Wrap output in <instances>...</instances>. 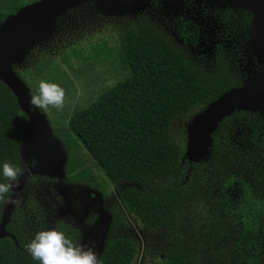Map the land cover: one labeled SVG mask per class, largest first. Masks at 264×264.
Masks as SVG:
<instances>
[{
    "label": "rangeland",
    "instance_id": "374dc122",
    "mask_svg": "<svg viewBox=\"0 0 264 264\" xmlns=\"http://www.w3.org/2000/svg\"><path fill=\"white\" fill-rule=\"evenodd\" d=\"M39 1L22 5L25 0H0V9L10 11L20 4V10ZM81 3L55 18L47 35L20 45L12 64L13 72L31 94H36L41 79L35 70L44 61L53 60L61 66L58 85L64 90V102L59 108L37 109L51 130L50 168L57 174L30 173L11 210L26 213L27 236L32 239L37 231L68 224L78 233L77 245L92 248L97 258L112 238L127 237L138 248L134 264H154L163 258L175 234L144 229L128 215L120 195L131 188L147 193L166 186L180 188L198 175L202 182L199 196L186 207L180 233L199 261L264 264V111L237 107L219 116L208 130L206 147L202 151L193 149V136L209 108L235 90L252 85L264 72V61L259 59L253 39V19L251 26H245L244 15L253 12L232 2L223 6L207 0H177L170 5L167 0H143L133 10L105 14L95 0ZM137 22L154 27L208 74L215 73L218 64L224 65L237 85L203 108L174 119L170 136L183 147V158L173 177L158 178L145 185L113 186L91 156L81 151L85 164L79 170L89 168L93 176L73 183L67 173L69 149L56 128L67 127L77 109L87 108L108 87L125 78L116 70L113 51L120 32ZM70 47L81 51L79 58H71V68L61 60V54ZM197 135L202 142L205 140L200 126ZM19 144L21 166L24 172L32 171L39 161L23 131ZM214 215L224 231L219 243L207 236Z\"/></svg>",
    "mask_w": 264,
    "mask_h": 264
},
{
    "label": "trees",
    "instance_id": "16d2710c",
    "mask_svg": "<svg viewBox=\"0 0 264 264\" xmlns=\"http://www.w3.org/2000/svg\"><path fill=\"white\" fill-rule=\"evenodd\" d=\"M20 6L10 11L0 9V28ZM244 19L245 26H251L253 15L247 13ZM109 51L112 54V49ZM113 53L116 70L124 73L125 78L108 87L87 108L77 109L67 127L56 128L71 156L67 168L69 180L84 182L93 176L89 168L79 170L85 164L81 151L91 156L113 186L145 185L158 178L173 177L181 166L183 147L171 139L172 122L233 89L237 85L235 79L221 64L213 74L198 68L145 22L122 30ZM80 56L79 49L70 47L61 54V60L71 68V58ZM35 73L41 80L56 84L62 76L61 66L53 60L44 61ZM27 124L28 116L18 99L0 80V163L9 162L20 168L17 180L24 172L19 135ZM0 182L7 181L0 177ZM201 186V177L197 175L180 188L166 186L149 193L131 188L121 193V203L136 223L147 231L175 234L163 258L154 264H202L180 233L182 215L198 198ZM10 195L11 189L0 197V223ZM26 220L23 210L11 214L6 226L11 237L0 238V264H39L25 247L31 240L26 234ZM58 229L77 244L74 227L60 224ZM223 234L218 216L214 215L207 231L208 240L219 243ZM137 256L138 248L130 238L116 237L107 242L98 264H134Z\"/></svg>",
    "mask_w": 264,
    "mask_h": 264
},
{
    "label": "water",
    "instance_id": "95a60500",
    "mask_svg": "<svg viewBox=\"0 0 264 264\" xmlns=\"http://www.w3.org/2000/svg\"><path fill=\"white\" fill-rule=\"evenodd\" d=\"M85 3L89 0H41L18 10L9 16L0 28V80H2L14 93L21 108L28 116V124L23 130L26 139L33 147L38 166L32 171H25L11 188L12 195L8 200L0 223V238L8 237L6 226L10 220L11 210L14 207L20 191L30 173L51 171L49 145L52 136L47 127L45 118L37 109L31 108L28 101L30 91L23 81L13 72L12 64L20 45H28L34 40L41 39L51 29L54 19L64 14L70 8L77 6L78 2ZM100 11L105 14H117L135 9L143 0H95ZM174 5L177 0H167ZM216 5L226 6L236 4L238 7L250 9L253 12V25L255 32L253 39L257 46L259 59L264 61V0H207ZM232 2V3H231ZM81 3V4H82ZM80 5V4H79ZM233 90V89H231ZM230 91V90H229ZM227 93V92H226ZM237 107L264 111V72L256 82L241 90H235L221 101L212 105L199 121L202 142L199 139L198 127L193 136L194 150L202 151L206 147V135L213 127L219 116L230 113ZM87 192V191H85ZM89 194V193H88ZM97 199V194L94 193ZM105 222L104 224H106ZM103 251V250H102ZM102 254V252H101ZM100 254V256H101ZM99 256V258H100ZM98 258V260H99Z\"/></svg>",
    "mask_w": 264,
    "mask_h": 264
},
{
    "label": "clouds",
    "instance_id": "9594fccd",
    "mask_svg": "<svg viewBox=\"0 0 264 264\" xmlns=\"http://www.w3.org/2000/svg\"><path fill=\"white\" fill-rule=\"evenodd\" d=\"M64 102V90L56 83L41 80L38 92L30 94L31 108L43 110L48 106L59 108ZM20 168L9 162L0 163V197L8 193L16 182ZM27 252L39 264H98L96 252L84 245L74 244L57 228L37 231L25 246Z\"/></svg>",
    "mask_w": 264,
    "mask_h": 264
}]
</instances>
